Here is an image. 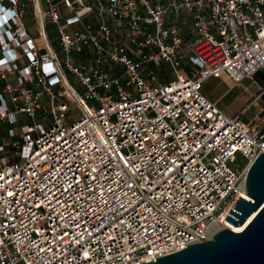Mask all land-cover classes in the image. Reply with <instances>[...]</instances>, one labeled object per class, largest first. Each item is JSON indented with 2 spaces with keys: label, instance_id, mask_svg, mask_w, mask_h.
<instances>
[{
  "label": "built area",
  "instance_id": "built-area-1",
  "mask_svg": "<svg viewBox=\"0 0 264 264\" xmlns=\"http://www.w3.org/2000/svg\"><path fill=\"white\" fill-rule=\"evenodd\" d=\"M31 1L37 38L21 22L26 2L0 0V264H138L199 241L237 195L249 200L264 118L241 116L264 88L226 115L200 87L221 74L254 81L264 0H41L44 12ZM181 9L192 13L186 75L164 26ZM85 48L92 64L74 63ZM149 62L175 79H144Z\"/></svg>",
  "mask_w": 264,
  "mask_h": 264
},
{
  "label": "water",
  "instance_id": "water-1",
  "mask_svg": "<svg viewBox=\"0 0 264 264\" xmlns=\"http://www.w3.org/2000/svg\"><path fill=\"white\" fill-rule=\"evenodd\" d=\"M244 193L249 200L237 195L223 217L235 229L250 218L242 230L214 222L199 241L138 264H264V153L248 166Z\"/></svg>",
  "mask_w": 264,
  "mask_h": 264
},
{
  "label": "crops",
  "instance_id": "crops-1",
  "mask_svg": "<svg viewBox=\"0 0 264 264\" xmlns=\"http://www.w3.org/2000/svg\"><path fill=\"white\" fill-rule=\"evenodd\" d=\"M24 1L26 2L25 10H28L27 9L28 2L26 0H24ZM86 1L87 0H84L83 2H86ZM162 1L166 2V0H162ZM29 5L32 8V3H30ZM90 17L91 16L89 15L88 17L84 18L83 22L84 23H88V22L91 23L92 19L90 22ZM47 22H49V21L45 20L44 23H47ZM107 23H108L109 27L111 28L112 34L114 36H117V35L123 36L124 35L125 24L123 22L116 23V22H112L110 20H107ZM164 26L165 27L174 26L177 30V34L181 39V46H180L179 52H178L180 66L178 68L183 69V71H178V69H177V73L182 74V75H186V74H188V72L191 69V65L188 61V56L190 55L189 44L191 42L190 32L192 29V13H191V11H188L186 9H181L178 12L169 11L164 17ZM65 29L69 30V27H65ZM30 34H32V33H30ZM32 35H34V33ZM45 37H46V35H45ZM46 41H47L49 48H51V50L53 52L60 53L59 52V46H58V40H57V34H56V47L58 49V52H56V50L54 49V46L49 43L47 37H46ZM149 50H151V49H149ZM145 51H148V49H145ZM89 53H92V51L90 49L85 48L82 50L81 54H78L75 58H72V60L76 64L77 63H82V64H89L90 63V64H92L91 59H90L91 55ZM128 54H130V53H128ZM132 56L134 57V54ZM83 58L85 60H83ZM158 66H161L160 68H162L159 70V72L160 71L165 72V74L163 75L164 78L162 79V81H159L157 79V76H156L157 72L156 71H158V70L153 69V67L155 68ZM103 68L107 69V66L104 65ZM169 68H171V67L167 63H160L159 65L155 66L149 62V63H146L142 67L140 74L144 79L149 80V72H150L154 76V82L155 83H165V82H168V81L175 79V78H169V76L166 74L168 71L167 69H169ZM152 69L156 72V74H154V71ZM174 75H175V72H174ZM226 84L233 85L230 83L229 79L224 74H221L219 77H209V78L205 79L202 82L201 87H200V92L207 99H209L211 102H213L215 104V106L222 113H224L226 115H233V114L237 113L242 107H244L248 103V101L251 99V97H253L258 92V89H259L258 84H256V86H257L256 91H253V92L249 91L250 97L248 98V100L246 102L244 99H238L237 101H234L235 106L233 108L234 109L233 111L224 112V110L220 106H218V104L220 102V97L225 93L226 89L224 90L221 88V90H219V92H218L217 90H212V88L209 89V87H210V85H212L211 87H216L218 85L219 88H220V86L224 88V86Z\"/></svg>",
  "mask_w": 264,
  "mask_h": 264
},
{
  "label": "rangeland",
  "instance_id": "rangeland-1",
  "mask_svg": "<svg viewBox=\"0 0 264 264\" xmlns=\"http://www.w3.org/2000/svg\"><path fill=\"white\" fill-rule=\"evenodd\" d=\"M28 2V7L27 9L28 10H24V13L22 15V18H21V22L23 24V26L25 27L26 31L29 32V33H34L33 37H36L37 38V34L35 33V23H34V19H33V10L32 8L30 7V3H32L31 0H26ZM84 1V0H83ZM38 3L40 4V7L42 9V11L44 12V3L41 1V0H38ZM62 13H64V11H62ZM44 20H48L45 16ZM48 25H50V27H52L53 29V33H52V37L53 39L56 37L55 35V31H54V26L52 24H50L49 22H47ZM51 29V30H52ZM37 41L40 43L41 39H37ZM54 49L56 50V52H58V49L57 47ZM58 56H59V59L62 61L63 59V56L61 54L58 53ZM72 58H75L77 55H75L73 53V55H71ZM83 60H85L83 58ZM161 66H158V67H153L154 70H160L162 68H160ZM152 69V70H153ZM178 71H183L182 68H177ZM153 70V71H154ZM167 75L169 76V78H175V75H174V71L169 68L167 69ZM156 71V72H158ZM156 72L154 71V74H156ZM65 74L67 75V78L69 80L70 83H73L74 80L72 79V77H70L66 72ZM165 72H159L156 76H157V79L159 81H162V79L164 78V75ZM212 85H210L209 89L212 88V90H217L219 92V90L222 89H226L225 93L220 97V102L218 104V106H220L224 112H230V111H233L234 109V101H237L238 99H244L245 102L248 100V98L250 97V92H253V91H256L257 89V86H256V82H254L252 79H245L243 80L241 83L239 84H236V85H229V84H226L223 87L220 86V88L218 87V85L216 87H211ZM252 98V97H251ZM68 114L70 115V118H73L75 117V109L72 105H69V111H68ZM260 116V117H263L264 118V94L261 95L257 100H255L248 108L247 110L245 111V113L241 116V120L247 122L249 121L250 119H252L253 117L255 116ZM70 120L68 119V122Z\"/></svg>",
  "mask_w": 264,
  "mask_h": 264
},
{
  "label": "trees",
  "instance_id": "trees-1",
  "mask_svg": "<svg viewBox=\"0 0 264 264\" xmlns=\"http://www.w3.org/2000/svg\"><path fill=\"white\" fill-rule=\"evenodd\" d=\"M43 29H44V33H45L49 43L56 48V37L54 39L52 37L53 36L52 35V33H53L52 27H50V25H48L47 23H44ZM54 31H55V34H56L55 26H54ZM41 52H42V49H41ZM158 73H159V71L157 72V74ZM253 79L256 82V84H258L259 88H264V67L256 72V74L254 75Z\"/></svg>",
  "mask_w": 264,
  "mask_h": 264
},
{
  "label": "bare ground",
  "instance_id": "bare-ground-1",
  "mask_svg": "<svg viewBox=\"0 0 264 264\" xmlns=\"http://www.w3.org/2000/svg\"><path fill=\"white\" fill-rule=\"evenodd\" d=\"M37 6H38V2H37ZM242 195H244L245 197H247L246 194L242 193ZM250 219V218H249ZM249 219L247 220V222L249 221ZM246 222V223H247ZM246 223L242 226H240L239 228L235 229L233 225L229 224L228 222H226L225 220H221V222L219 223L221 226H226L228 228H230L231 230H234V231H240L244 228V226L246 225Z\"/></svg>",
  "mask_w": 264,
  "mask_h": 264
},
{
  "label": "clouds",
  "instance_id": "clouds-1",
  "mask_svg": "<svg viewBox=\"0 0 264 264\" xmlns=\"http://www.w3.org/2000/svg\"><path fill=\"white\" fill-rule=\"evenodd\" d=\"M9 19V18H8ZM7 26L5 25V26H3V29H5Z\"/></svg>",
  "mask_w": 264,
  "mask_h": 264
}]
</instances>
